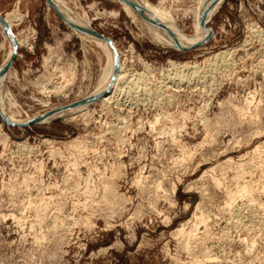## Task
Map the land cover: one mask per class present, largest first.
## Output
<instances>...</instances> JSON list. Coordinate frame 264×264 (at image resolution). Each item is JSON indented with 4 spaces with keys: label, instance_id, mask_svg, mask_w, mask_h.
<instances>
[{
    "label": "rangeland",
    "instance_id": "obj_1",
    "mask_svg": "<svg viewBox=\"0 0 264 264\" xmlns=\"http://www.w3.org/2000/svg\"><path fill=\"white\" fill-rule=\"evenodd\" d=\"M147 1L192 33L194 0ZM62 2L114 44L127 83L116 101L68 117L24 127L0 118V264H264V0H224L210 35L180 50L167 43H187L156 39L119 0ZM12 11L22 17L9 28L22 40L5 84L14 117L92 94L105 66L95 42L45 0H0V17ZM244 186L249 196L237 193Z\"/></svg>",
    "mask_w": 264,
    "mask_h": 264
},
{
    "label": "bare ground",
    "instance_id": "obj_2",
    "mask_svg": "<svg viewBox=\"0 0 264 264\" xmlns=\"http://www.w3.org/2000/svg\"><path fill=\"white\" fill-rule=\"evenodd\" d=\"M111 1H115V0H111ZM120 3L122 4V7H123V10L124 12L130 16L134 21L136 20H139V22L141 23V25L146 28L147 31H150L151 33H153V35L155 36L156 39H160L161 37H165V38H169L171 39L172 41L174 42H177L179 44L181 43H187L186 47H182V46H179V45H173L171 43H167V45L175 48V49H191L192 46L194 45H197L196 43H199V41L202 39V37H204L206 39L207 37V34H206V30L204 29V27L206 26V24L208 23V20L212 17V15L217 11V9L221 6V4L223 3L224 0H194L192 5L190 6V9L187 8L189 11L187 12V14H192L191 16V20H192V28H193V31L191 34H185L182 32V30H178L176 28H174L172 25L174 23V19L173 17L168 13L166 12L163 7L162 8H159L157 6H153L152 4H150L147 0H126L130 3H132L133 5H135L136 7H138L145 15L146 17L155 25V27H152L150 24L148 23H145L133 10L131 7H129L127 4H125L124 2H122L121 0H119ZM50 2L52 4H55V7L57 8L59 14L61 16H63L67 21L71 22V23H76L78 25H82V26H87V24L85 23V21L83 20V15L82 17L76 13L72 8H70L67 4L63 3L62 0H50ZM110 2V1H109ZM21 16L12 11L11 13H7L5 14L4 16H2V21L4 23V27L1 28L2 31H3V35H4V40L6 41L7 43V47H8V50L5 52V55L2 59V63L0 65V75L2 74L3 72V69L6 65V63L8 62V60L10 59L11 57V54H12V51L13 49L17 48L20 44H22V40H19L15 35H11L8 33L7 31V28H11L14 24L20 22L21 20ZM19 24V23H18ZM1 27V26H0ZM74 31H76V33L84 38V39H87L91 42H95V44L101 49L102 51V54L104 55L105 57V66L102 70V73L100 75V78L98 80V83L94 86V91L92 94L90 95H93V94H99L101 93L102 91H106L105 93H102L98 96H96L97 98L98 97H102V99L100 100V102H103V103H108L112 100L116 101V96L121 92V85H123L128 76H126L127 78H125V75L123 74V70H122V63L120 61V57H119V53L118 51L116 50L114 44L112 42L111 43V47L106 43V42H102L100 41L98 38H96L95 36L91 35L90 33H87L85 31H82L80 29H74ZM255 33H261V32H257L255 31ZM144 34V33H143ZM158 34V35H157ZM26 39V37L24 38V40ZM27 40V39H26ZM203 40V39H202ZM201 42V41H200ZM24 43V42H23ZM184 46V45H183ZM5 47V45L3 43H0V48H3ZM52 52V51H51ZM226 52L224 53H219L217 55H215L211 62L214 63V65H216L215 63H218L219 61H222V60H225V56H226ZM229 55V54H227ZM229 57V56H227ZM228 59V58H227ZM228 61V60H227ZM121 64V65H120ZM176 72H177V69H185V68H188L187 66V63H183L182 65L181 64H177V63H172V61L170 62L169 64ZM214 68V66H213ZM214 70V69H213ZM69 70H67L68 74H62V78L65 79V82L68 83L69 80H70V74H69ZM174 71V72H175ZM180 73V72H179ZM8 69L6 70V73L4 74V76H0V113L9 121V122H15V123H21V122H26L28 120H31V119H35L37 118L38 116L36 115H33V116H27L25 118V120H20V119H17L14 117V114L12 111H10L12 109V107L14 106H17L15 104L14 101H12L9 97H8V93H7V90H6V87H5V84H6V81H7V77H8ZM174 75V74H173ZM139 76V75H137ZM45 77V76H44ZM43 77V78H44ZM47 77V76H46ZM49 77V76H48ZM47 77V78H48ZM141 77V76H140ZM173 77V76H172ZM42 78V77H41ZM50 78V77H49ZM48 78V79H49ZM175 81L174 82H181L184 80V77L182 75H179V74H175V77H174ZM45 79V78H44ZM130 79V77H129ZM138 78H136L137 80ZM139 80V79H138ZM137 80V81H138ZM171 80V79H170ZM47 81V80H46ZM128 81H131L132 80H128ZM135 81V80H134ZM130 82V83H131ZM127 83V82H126ZM129 83V82H128ZM176 83V84H177ZM174 84L175 86H177L175 83H172ZM130 85V84H129ZM128 85V86H129ZM126 86V85H125ZM178 87V86H177ZM59 88V87H58ZM125 88V87H124ZM128 88V87H127ZM48 89V88H47ZM136 89V88H135ZM144 89V88H143ZM141 90V89H140ZM147 90V89H146ZM145 90V91H146ZM51 91V90H50ZM54 93H57V92H61V88L60 89H53L52 90ZM129 91V90H128ZM134 91V89L132 90ZM136 91V90H135ZM134 91V92H135ZM144 91V90H143ZM144 91V94L146 93ZM43 92H46V88H43ZM48 92V91H47ZM139 91H136V93H138ZM123 93V92H121ZM148 93V92H147ZM10 94V93H9ZM44 94V93H43ZM48 94V93H47ZM142 94V93H141ZM123 95V94H122ZM126 95V94H125ZM138 94H136L135 96H138ZM121 96V94H120ZM119 96V97H120ZM145 96V95H144ZM149 96V94H148ZM147 96V97H148ZM118 97V98H119ZM143 96H141L142 98ZM117 98V99H118ZM7 99V106L5 105L4 103V100ZM91 101H94V99L92 100H89L85 103H82L78 106H75L71 109H68V110H63V109H58L56 113L52 114V115H48L47 117L44 118L43 121H48V120H53L54 118H60V117H68L70 116L71 114H69L70 112L72 111H78L81 107H84L86 103L88 102H91ZM120 101V99H119ZM130 102V101H129ZM115 103V102H114ZM249 102H247L248 104ZM250 104V103H249ZM55 109V108H53ZM16 110V109H15ZM52 110V109H51ZM55 111V110H54ZM19 112V111H18ZM238 112V111H237ZM69 114V115H68ZM239 114V112L237 113ZM241 114V113H240ZM39 115V114H38ZM84 115V112L82 114H80V116ZM86 116V115H85ZM240 116V115H239ZM75 117V116H74ZM72 117V119L74 118ZM84 118V117H82ZM70 119V118H69ZM80 143V142H79ZM77 144V143H76ZM74 144V145H76ZM81 145V144H80ZM83 145V144H82ZM68 147L69 149V146L68 145H65ZM19 147V146H18ZM24 148L25 146H21V148ZM73 147V146H72ZM78 147V145H77ZM80 147V146H79ZM84 147V146H83ZM29 148V147H28ZM74 148V147H73ZM25 151L27 149L24 148ZM23 149V150H24ZM84 149V148H83ZM257 149V148H256ZM29 149H27V152H28ZM79 150V148H78ZM76 149V151H78ZM85 150V149H84ZM254 151V149H252ZM260 151V150H259ZM79 152V151H78ZM83 153V152H82ZM257 153V151H256ZM259 153V152H258ZM257 153V154H258ZM80 154V153H77V155ZM253 154V158L254 159V153H251ZM250 154V155H251ZM256 154V155H257ZM261 154V152H260ZM259 154V155H260ZM81 155V154H80ZM78 155V156H80ZM255 155V157H256ZM77 156V157H78ZM75 157V156H74ZM79 158V157H78ZM72 159V158H70ZM73 160V159H72ZM75 160V159H74ZM178 160V159H177ZM182 161V160H181ZM249 161V160H248ZM253 161V160H252ZM72 162V161H71ZM75 162V161H74ZM73 162V163H74ZM174 162H177V161H174ZM226 162L227 159H226ZM223 163V162H222ZM225 163V162H224ZM178 164V163H177ZM180 164V163H179ZM71 165V164H70ZM77 165V163H76ZM174 165V163H173ZM220 165V164H219ZM229 165H230V161H229ZM227 165V166H229ZM232 165V164H231ZM237 165V163H236ZM73 166V165H72ZM179 166V165H178ZM235 165H233L234 167ZM238 167L239 164L237 165ZM236 166V167H237ZM74 167V166H73ZM218 167V166H217ZM222 169V168H221ZM233 169V168H232ZM237 169V168H236ZM237 170H241V168L237 169ZM239 173V171H238ZM236 172V174H238ZM88 176V175H86ZM89 177H87L86 179H88ZM85 180V178H83ZM214 179V178H213ZM31 181V179H30ZM215 181V179H214ZM33 182V181H32ZM213 182V181H212ZM219 182V180H218ZM36 183V182H34ZM83 183V181H82ZM107 183V182H106ZM105 183V184H106ZM215 183V182H214ZM217 183V181H216ZM25 184V183H24ZM28 184V183H26ZM110 184V183H109ZM85 185H89L88 183L85 184ZM107 185V184H106ZM217 185V184H216ZM83 186V185H82ZM214 186V184H213ZM105 187V186H104ZM238 186L235 187L234 190H236ZM249 187V186H248ZM247 187V188H248ZM86 188V186H84V189ZM93 188V187H92ZM112 188V187H111ZM110 188V190H111ZM159 188V187H158ZM240 188V187H239ZM238 188V189H239ZM245 186L240 188L239 193L240 195H248L249 194V190L247 189ZM80 189V188H79ZM83 189V190H84ZM89 189V188H88ZM103 189H106V188H103ZM237 189V190H238ZM78 190V189H77ZM86 190V189H85ZM84 190V192H85ZM108 190H109V187H108ZM88 192V191H87ZM89 192H91V190L89 189ZM109 192H112V191H109ZM109 192H106L109 194ZM114 192V191H113ZM110 193L111 195L113 194ZM251 192H252V189H251ZM83 193V192H82ZM235 193V191H234ZM90 194V193H89ZM116 195V193H115ZM232 195V194H230ZM229 195V196H230ZM235 195V194H234ZM113 196V195H112ZM118 196V195H117ZM236 196V195H235ZM249 196V195H248ZM105 197H106V194H105ZM104 197V198H105ZM109 197V196H108ZM121 198V197H120ZM250 199V198H249ZM110 200V199H109ZM232 200V199H231ZM41 201V200H39ZM44 201V200H43ZM120 201V200H119ZM47 202V201H46ZM49 202V200H48ZM101 202V201H100ZM105 202V201H104ZM103 202V203H104ZM106 202H108L106 200ZM111 202V200H110ZM113 202V201H112ZM116 202V201H115ZM42 202H40L41 204ZM26 204H30V202H27ZM45 204V203H44ZM107 204V203H105ZM232 204V203H231ZM46 205V204H45ZM109 205V204H108ZM260 205V204H259ZM263 206V205H262ZM29 207V206H27ZM230 207V206H229ZM264 207V206H263ZM262 207V208H263ZM253 215V214H252ZM248 216V215H247ZM249 217V216H248ZM252 217V216H251ZM236 219H239L240 218V214L237 213V216H235ZM250 218V217H249ZM253 219V218H252ZM197 222L198 220H201V218L197 219ZM203 220V219H202ZM254 220V219H253ZM257 220V219H256ZM248 223L250 222L249 220H247ZM201 222V221H200ZM253 222V221H252ZM258 222V221H257ZM250 225V223H249ZM259 229V228H258ZM264 229V228H263ZM193 231L196 229H192ZM192 230L190 232V236H192ZM178 233H181V232H178ZM205 233V232H204ZM187 235V234H186ZM194 235V234H193ZM179 236H181L180 238L182 239L183 235L179 234ZM204 236V234H203ZM195 238V236H193ZM184 238V237H183ZM189 239V236L187 235L186 239ZM192 237H190L191 239ZM190 240L187 241V245L189 243ZM183 242V241H182ZM186 242V241H185ZM191 251V250H190ZM195 251V250H194ZM192 253V252H191Z\"/></svg>",
    "mask_w": 264,
    "mask_h": 264
},
{
    "label": "water",
    "instance_id": "obj_3",
    "mask_svg": "<svg viewBox=\"0 0 264 264\" xmlns=\"http://www.w3.org/2000/svg\"><path fill=\"white\" fill-rule=\"evenodd\" d=\"M122 2H124L125 4H127L129 7L132 8V10L145 22V23H148L150 24L152 27H155V25L146 17V15L138 8L136 7L135 5H133L132 3L126 1V0H121ZM46 4L48 5L49 8H51V10L64 22L66 23L67 25L71 26L73 29H80L82 31H85L87 33H90L91 35L95 36L96 38H98L100 41L102 42H106L110 47H111V43L108 39L102 37V35H100L99 33L95 32L94 30H92L89 26H80L76 23H71L69 21H67L63 16H61L58 11L56 10V8L51 4L50 0H45ZM2 17H0V26L1 28H3L4 26V23L2 21ZM206 32L210 35V30L209 29H206ZM7 31L9 34H11L10 30L7 28ZM12 35V34H11ZM16 49V48H15ZM15 49H13L12 51V54H11V57L10 59L8 60V62L6 63L4 69H3V72L0 76H4V74L6 73V70L8 69L13 57L15 56ZM106 91H102L101 93L99 94H93V95H88L76 102H73V103H70V104H67L59 109H63V110H68V109H71L75 106H78L82 103H85L89 100H92V99H97L96 96L102 94V93H105ZM103 95V94H102ZM99 98V97H98ZM57 110H53V111H49L47 113H44L42 115H39L37 118L35 119H31V120H28L26 122H21V123H15V122H9L1 113H0V118L1 120L8 126H12V127H24V126H28V125H31V124H36V123H40L44 120L45 117H47L48 115H52L54 113H56Z\"/></svg>",
    "mask_w": 264,
    "mask_h": 264
}]
</instances>
